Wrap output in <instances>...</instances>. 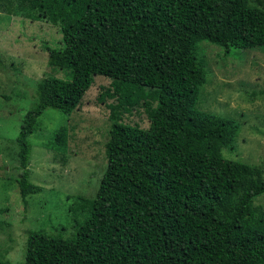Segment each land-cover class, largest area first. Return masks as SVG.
<instances>
[{
  "label": "trees",
  "instance_id": "1",
  "mask_svg": "<svg viewBox=\"0 0 264 264\" xmlns=\"http://www.w3.org/2000/svg\"><path fill=\"white\" fill-rule=\"evenodd\" d=\"M250 1L16 0L15 9L36 10L60 34L58 47H44L33 103L9 140L25 207L39 188L28 169L38 116L76 109L94 75L109 80L98 101L111 99L97 188L75 195L84 217L69 238L28 230L21 264H264V212L252 205L264 168L224 158L238 124L195 108L206 82L201 41L264 50V4ZM140 103L147 126L123 122ZM65 133L55 131L56 148Z\"/></svg>",
  "mask_w": 264,
  "mask_h": 264
},
{
  "label": "rangeland",
  "instance_id": "2",
  "mask_svg": "<svg viewBox=\"0 0 264 264\" xmlns=\"http://www.w3.org/2000/svg\"><path fill=\"white\" fill-rule=\"evenodd\" d=\"M259 0H251L255 4ZM264 4V0L260 1ZM16 0H0V258L22 263L28 230L69 238L85 215L75 195L91 197L105 165L104 142L109 121L105 102L97 99L109 80L94 75L79 106L69 113L46 108L28 136L29 180L38 190L20 200L15 179L19 170L16 136L25 111L33 103V84L45 71V45L59 46L57 23L36 10L15 9ZM197 53L206 70L195 108L231 118L238 124L232 152L224 158L261 164L264 168V50L222 47L201 41ZM30 80V81H29ZM132 87V86H130ZM140 103L123 115V122L146 127ZM66 130L64 143H51L55 131ZM264 212V192L252 201Z\"/></svg>",
  "mask_w": 264,
  "mask_h": 264
}]
</instances>
